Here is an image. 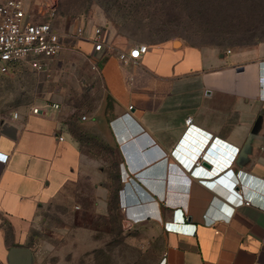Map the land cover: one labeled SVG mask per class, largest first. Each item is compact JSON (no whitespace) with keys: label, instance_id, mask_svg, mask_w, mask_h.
<instances>
[{"label":"crops","instance_id":"1","mask_svg":"<svg viewBox=\"0 0 264 264\" xmlns=\"http://www.w3.org/2000/svg\"><path fill=\"white\" fill-rule=\"evenodd\" d=\"M39 10L29 12L33 19L43 18ZM83 48L100 68L105 99L88 126L104 145L57 102L31 103L0 122V151L8 154L0 162V264H10L11 247L31 254L32 227L53 209L65 222L107 218L114 192L126 219L158 225L154 264H264L260 46L246 58L166 40L124 66L116 58L123 49ZM251 65L241 76L234 70ZM32 105L42 112L31 113ZM227 173L234 185L221 181ZM236 192L249 203L236 204Z\"/></svg>","mask_w":264,"mask_h":264},{"label":"rangeland","instance_id":"2","mask_svg":"<svg viewBox=\"0 0 264 264\" xmlns=\"http://www.w3.org/2000/svg\"><path fill=\"white\" fill-rule=\"evenodd\" d=\"M53 1V23L62 34V48L46 71H35L22 63L7 64V71L0 72V113L9 116L11 111H23L31 103L57 102L60 112L77 114L83 132L95 137L96 145H104V137L88 125L94 112L102 108L105 93L98 72L91 68L90 55L83 50L84 43L93 45L95 27L101 28L104 49L112 51L138 43L146 44L148 50L149 43L161 40L176 46L213 48L218 53L235 52L231 55L235 57L237 53L252 56L255 46L264 51V36L249 43L245 32L264 30V19L232 0H221L206 13L200 12L195 0H167L163 4L153 0L144 7L135 6L136 0ZM42 2L26 0L33 16ZM82 178L85 183L86 175ZM61 212V208L53 209L50 217L32 227L30 264L155 263L161 239L153 221L134 222L126 219L122 209L115 208L107 218L95 214L91 222L75 223L71 216L70 222L63 221ZM126 220L130 225L125 228ZM12 242L8 228L7 243Z\"/></svg>","mask_w":264,"mask_h":264},{"label":"built area","instance_id":"3","mask_svg":"<svg viewBox=\"0 0 264 264\" xmlns=\"http://www.w3.org/2000/svg\"><path fill=\"white\" fill-rule=\"evenodd\" d=\"M39 13L43 17L41 21L34 20L32 15L24 8V0H1L0 1V72L8 69L7 64L22 63L35 71H46L50 60L53 59L61 50L62 34L54 28L55 5L53 0H43ZM101 28L95 27L93 33V51L101 52L105 44L101 38ZM147 51V45L138 43L128 49L117 52L116 58L122 66L130 61L138 60ZM229 52V51H228ZM135 53V55H134ZM91 68L100 73L98 63L91 60ZM52 108L58 109L57 103H51ZM130 107V106H129ZM33 114L41 113L42 109L38 106H30ZM18 111H12L9 116L0 113V122L9 118H17ZM85 116H82L84 119ZM191 121L185 120L186 124ZM62 139V137H59ZM8 154L0 151V162H6ZM203 156L195 164L200 165ZM230 173L221 178L227 186L234 185L230 181ZM236 204H248L242 199L241 194L232 193Z\"/></svg>","mask_w":264,"mask_h":264},{"label":"trees","instance_id":"4","mask_svg":"<svg viewBox=\"0 0 264 264\" xmlns=\"http://www.w3.org/2000/svg\"><path fill=\"white\" fill-rule=\"evenodd\" d=\"M153 0H136L135 1V6L139 5L141 7H144L146 5H149V3H152ZM157 3L159 4H163L165 1L167 0H155ZM221 0H195V2L197 3V7L199 8L201 13H206L207 11L210 10V8L216 4H218V2H220ZM233 3H236L237 5H244L246 6V8L248 9H253L255 10L257 13V16L262 17V19H264V0H232ZM208 14V13H207ZM261 19V20H262ZM245 32L248 33V40L249 43L256 41V40H260L263 36H264V30H246ZM166 40H161L159 42H163ZM156 42V43H159ZM151 44H155V43H151ZM114 177H118V175L116 174ZM115 192L113 194V198L111 200V207L109 208L111 211L114 210L115 207ZM10 230V229H9ZM5 240L6 242L8 241V230H6L5 232ZM9 246L15 245L13 242L8 244Z\"/></svg>","mask_w":264,"mask_h":264},{"label":"water","instance_id":"5","mask_svg":"<svg viewBox=\"0 0 264 264\" xmlns=\"http://www.w3.org/2000/svg\"><path fill=\"white\" fill-rule=\"evenodd\" d=\"M255 68V65H251V66H247L245 68V66H238L235 67L234 70L236 71V73L241 76L243 75L246 70H249L250 68ZM230 71L226 72L229 73ZM254 77H256V72L254 71ZM208 93V91H207ZM211 152L209 151V154ZM204 165H207L204 162ZM130 225V222L128 220L124 221V227H128ZM8 260L10 262V264H30L31 261V254H30V250L29 248H25V247H11L8 250Z\"/></svg>","mask_w":264,"mask_h":264},{"label":"snow or ice","instance_id":"6","mask_svg":"<svg viewBox=\"0 0 264 264\" xmlns=\"http://www.w3.org/2000/svg\"><path fill=\"white\" fill-rule=\"evenodd\" d=\"M134 55H135V53H134Z\"/></svg>","mask_w":264,"mask_h":264},{"label":"bare ground","instance_id":"7","mask_svg":"<svg viewBox=\"0 0 264 264\" xmlns=\"http://www.w3.org/2000/svg\"><path fill=\"white\" fill-rule=\"evenodd\" d=\"M191 119V118H190Z\"/></svg>","mask_w":264,"mask_h":264}]
</instances>
